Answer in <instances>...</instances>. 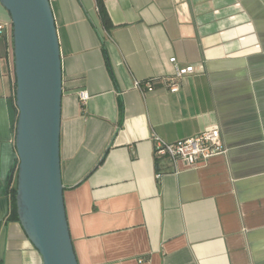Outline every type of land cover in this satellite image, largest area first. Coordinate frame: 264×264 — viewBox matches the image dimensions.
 <instances>
[{
  "label": "crops",
  "instance_id": "0c3cea01",
  "mask_svg": "<svg viewBox=\"0 0 264 264\" xmlns=\"http://www.w3.org/2000/svg\"><path fill=\"white\" fill-rule=\"evenodd\" d=\"M103 1L110 30L96 0H49L77 263L264 264V0ZM0 22V264H43L11 214L17 108L1 4ZM190 64L202 72L167 90L161 78ZM152 77L153 91L135 85ZM210 126L224 153L190 166L154 156L153 135L173 142Z\"/></svg>",
  "mask_w": 264,
  "mask_h": 264
},
{
  "label": "water",
  "instance_id": "95a60500",
  "mask_svg": "<svg viewBox=\"0 0 264 264\" xmlns=\"http://www.w3.org/2000/svg\"><path fill=\"white\" fill-rule=\"evenodd\" d=\"M9 13L15 75L16 212L43 264H78L60 169L61 55L49 0H0Z\"/></svg>",
  "mask_w": 264,
  "mask_h": 264
},
{
  "label": "built area",
  "instance_id": "2783aa9c",
  "mask_svg": "<svg viewBox=\"0 0 264 264\" xmlns=\"http://www.w3.org/2000/svg\"><path fill=\"white\" fill-rule=\"evenodd\" d=\"M8 27V23L0 22V32ZM171 63L175 62L172 57L169 60ZM175 70L173 75L169 77H162L165 82V88L171 92H177L180 88V80L188 74H195L202 72L203 67L200 65L196 68L194 65H186L179 67L174 65ZM157 78H148L144 81H136L135 85L143 91H153L154 81ZM80 103H85L89 98L86 90H80L77 93ZM153 153L155 157H167L172 162L182 161L186 166L194 165L200 161H206L208 158L222 154L225 148L220 138L219 128L217 126H210L200 131L196 135L179 139L173 142H167L157 135H153ZM159 176V173L157 174Z\"/></svg>",
  "mask_w": 264,
  "mask_h": 264
},
{
  "label": "trees",
  "instance_id": "16d2710c",
  "mask_svg": "<svg viewBox=\"0 0 264 264\" xmlns=\"http://www.w3.org/2000/svg\"><path fill=\"white\" fill-rule=\"evenodd\" d=\"M96 5L98 8L99 16L102 25L106 30H110L113 27V24L110 20V17L105 9L104 1L103 0H96ZM14 91H15V82H14ZM18 161L16 162L17 166ZM8 193L11 199V214L14 218L18 219L17 212H16V203H15V196H16V182L10 186L8 185Z\"/></svg>",
  "mask_w": 264,
  "mask_h": 264
}]
</instances>
